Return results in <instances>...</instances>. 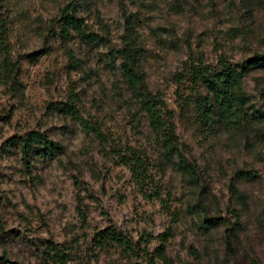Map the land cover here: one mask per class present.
<instances>
[{
	"label": "rangeland",
	"instance_id": "rangeland-1",
	"mask_svg": "<svg viewBox=\"0 0 264 264\" xmlns=\"http://www.w3.org/2000/svg\"><path fill=\"white\" fill-rule=\"evenodd\" d=\"M0 18V264H264V0H0ZM126 42L175 154L121 76ZM255 59L240 119L207 117L205 78ZM31 132L61 150L24 151Z\"/></svg>",
	"mask_w": 264,
	"mask_h": 264
},
{
	"label": "trees",
	"instance_id": "trees-1",
	"mask_svg": "<svg viewBox=\"0 0 264 264\" xmlns=\"http://www.w3.org/2000/svg\"><path fill=\"white\" fill-rule=\"evenodd\" d=\"M62 21L65 26L72 27L74 30H79L80 25L77 19L72 14L70 8H65L61 13ZM0 51L4 55L3 66L6 71L12 72L13 68L9 60H7V32L3 19L0 18ZM137 53L133 43L126 42L123 48L119 51V70L128 88L134 92H138L141 108L144 111L149 127L152 132L163 139V146L171 154L176 153V146L172 140L171 125L166 119V113L163 114V103L158 98L147 93L143 76L135 69ZM262 63L261 59H255L242 65L239 69L220 62L219 71L213 75L208 76L204 80V84L210 95V102L206 116L210 115V111L214 109L217 111L219 117L226 125L234 124L240 119L242 113L240 105L243 103L244 97L237 91L245 71ZM195 80L200 76L196 75ZM65 114L73 119L78 120L83 129L92 133L95 137H99V132L90 126L87 122L82 120L78 115L73 105L66 104L62 110ZM36 145L47 152H58L61 150L56 144L49 141L43 134L31 132L26 135L24 140L23 150L28 149V146ZM26 156V155H25ZM176 169L187 174L192 175L189 165L186 164L180 157L177 163L174 164ZM99 239L113 242L119 246L132 251V246L128 240L113 229H105L98 233ZM4 264H8L4 262Z\"/></svg>",
	"mask_w": 264,
	"mask_h": 264
}]
</instances>
